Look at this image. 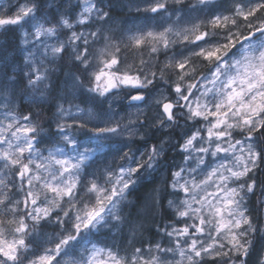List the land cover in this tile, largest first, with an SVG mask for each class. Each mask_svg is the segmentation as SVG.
Instances as JSON below:
<instances>
[{"label": "snow or ice", "instance_id": "obj_1", "mask_svg": "<svg viewBox=\"0 0 264 264\" xmlns=\"http://www.w3.org/2000/svg\"><path fill=\"white\" fill-rule=\"evenodd\" d=\"M0 40V264H264V0H0Z\"/></svg>", "mask_w": 264, "mask_h": 264}, {"label": "trees", "instance_id": "obj_2", "mask_svg": "<svg viewBox=\"0 0 264 264\" xmlns=\"http://www.w3.org/2000/svg\"><path fill=\"white\" fill-rule=\"evenodd\" d=\"M3 41L0 40V43H2ZM145 191V189H141V192L139 194H143V192Z\"/></svg>", "mask_w": 264, "mask_h": 264}, {"label": "rangeland", "instance_id": "obj_3", "mask_svg": "<svg viewBox=\"0 0 264 264\" xmlns=\"http://www.w3.org/2000/svg\"><path fill=\"white\" fill-rule=\"evenodd\" d=\"M138 23L140 22V21H137Z\"/></svg>", "mask_w": 264, "mask_h": 264}]
</instances>
